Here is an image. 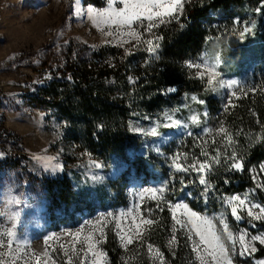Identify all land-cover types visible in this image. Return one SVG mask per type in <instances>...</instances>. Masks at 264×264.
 <instances>
[{
    "label": "rangeland",
    "instance_id": "obj_1",
    "mask_svg": "<svg viewBox=\"0 0 264 264\" xmlns=\"http://www.w3.org/2000/svg\"><path fill=\"white\" fill-rule=\"evenodd\" d=\"M103 1L104 5L95 6L83 0H0V240L6 245L7 230L12 229L19 238V252L37 254L32 258L33 264H44V260L47 264H110L109 243L122 251V260L128 264H209L207 253L193 251L198 238L187 230L190 225L181 228L172 219L173 212L184 221L190 219L183 208H170V205L187 204L191 212L212 220L218 233H223L220 217L224 218L228 231L237 241L236 252H232V243L227 240L226 233L222 235L231 264H264V257L253 256L259 245L264 246L259 241L253 245L255 252L239 254V236L246 234V240L254 235L264 237V232L258 230L264 220L248 217L245 205L238 211L241 219L237 221L231 215V206L225 203L233 195L224 199L233 222L229 221L225 210L208 214L191 208L186 198L171 201L165 181L141 179L130 168V173L126 172L128 167L121 158L113 156L101 160L77 144L65 141L62 121L28 102L29 96L35 92L34 85L45 84L54 72L65 68L75 56L107 45L129 54L151 47L150 53H153L157 29L173 19L165 17L164 23L150 33L143 25L137 27L133 24L131 29L122 26L118 36L115 25L99 21L94 24V17L87 13L89 7L94 13L109 10L108 0ZM126 2L132 3L133 0ZM185 2L187 0H183V6ZM121 7L123 4L118 0L113 5V9ZM182 8L174 12V17L180 15ZM237 21L230 35L209 42L199 56L185 62L187 67L189 62L202 63V57H219L216 80L238 81V87L220 89L217 86L213 92L207 85V74L203 80L197 76V72L203 69L187 68L205 85L203 93L223 100L224 108L233 105L243 90L260 85L257 75L260 69L258 60L262 55L259 50L264 40L262 12L258 9L248 11L240 24ZM245 24H254L255 27L241 40L239 33ZM110 30L112 36L106 34ZM129 31L141 34L139 43L135 37L127 35ZM147 40H152L153 44L149 46L145 43ZM206 107L203 94L185 92L177 102L162 111L137 116L129 125L138 139V146L128 155H140L144 159L161 156L164 155L162 148L175 141L173 150L164 157L176 179L181 174L182 180L199 183L197 172L176 171L173 161L185 168L194 161L198 162L197 167L199 163L210 166L217 158V150L223 167L230 169L234 161L229 159L232 152L226 139L227 126L217 118L205 126ZM194 114L198 115L199 125L191 124L189 117ZM175 120L189 127H164L165 123ZM153 127L157 128L159 135L147 134ZM205 127L211 130L209 134L201 131ZM221 128L226 132L217 134ZM96 164L100 167L97 168ZM208 171L202 173L205 179ZM125 174L130 175V179L120 190ZM250 174L253 186L234 195L247 196L249 202L264 206V188L258 186L264 184V161L253 166ZM63 180H68L77 193L75 202L67 207L59 206L48 197L51 193L48 182L54 184ZM161 188L163 193L158 192L153 198L149 190ZM171 193L169 189L168 195ZM186 197L195 199L189 192ZM254 211L258 213L259 209ZM142 219L153 223L145 225ZM174 232L175 242L170 244ZM89 235L93 237L91 251H87L82 243ZM190 235L192 240L188 238ZM128 237L133 241L131 244L127 243ZM0 252L7 253V246L0 248ZM45 252L47 257L43 256ZM0 259L5 264H12L7 255ZM16 264H24V260Z\"/></svg>",
    "mask_w": 264,
    "mask_h": 264
},
{
    "label": "trees",
    "instance_id": "obj_2",
    "mask_svg": "<svg viewBox=\"0 0 264 264\" xmlns=\"http://www.w3.org/2000/svg\"><path fill=\"white\" fill-rule=\"evenodd\" d=\"M83 1L104 5L103 0ZM257 9L264 18V0H187L180 15L157 29L155 54L146 49L129 54L107 45L75 56L45 84L34 85L35 92L28 102L62 121L65 141L101 160L119 157L128 167L126 172L130 173V168L141 179L165 181L171 201L186 198L191 208L208 214L225 210L233 222L224 204L225 197L252 187L251 169L264 161V40L256 77L260 85L243 90L233 105L226 108L223 100L203 93L205 85L191 74L185 62L199 56L209 42L230 35L236 19L240 24L248 11ZM171 89L175 91L170 92ZM185 92L203 94L208 108L204 125L212 124L215 118L223 121L228 129L226 135L231 137V142L227 140L231 156L235 153L243 164L242 170L236 171L225 169L222 159L219 164L212 161L206 174L210 186L207 193L205 185L182 180L181 174L178 179L172 175L164 156L173 150L175 141L162 148L161 156L144 159L128 155L138 146V139L130 130L131 121L162 111ZM129 179L130 175L125 174L120 190ZM47 187L51 190L48 197L59 206L67 207L77 198L68 180L54 184L50 181ZM187 192L195 199H188ZM258 230L264 232V223ZM107 250L110 264H128L122 260V251L111 243ZM253 256L264 257V246L259 245Z\"/></svg>",
    "mask_w": 264,
    "mask_h": 264
},
{
    "label": "snow or ice",
    "instance_id": "obj_3",
    "mask_svg": "<svg viewBox=\"0 0 264 264\" xmlns=\"http://www.w3.org/2000/svg\"><path fill=\"white\" fill-rule=\"evenodd\" d=\"M120 4H123V7L119 9H113V5L117 3V0H108V8L109 10L105 11H97L93 12V9L89 7L87 9V13L89 17L93 18V23L96 24L99 22L104 23H111L112 25L116 26L117 29V35H121L119 32V29L123 27H127L131 29L133 27V24H136L137 27L143 25L145 28V31L150 33L154 27H157L159 24L164 23L165 17H174V12L178 9H181L183 7V0H133L132 3L126 2V0H118ZM145 21L147 23L145 24ZM238 23V21H237ZM255 25L251 24H245L243 31L239 33V39L243 40L245 37V34L250 33L252 28H254ZM109 36L113 35V32L110 30L106 33ZM129 37H135L137 42H140V36L141 34L139 32L135 31H129L127 33ZM149 46L153 44L152 40L145 41ZM122 46V45H121ZM149 52H152V48L149 47ZM202 63H196L193 64L191 62L188 63L187 67L189 68H196V69H203L202 71L197 72V76L200 79H205V74H207V85L211 89V91L215 92L217 89V86L220 89H233L234 87L239 86L238 81H224L223 79L216 80V77L219 75V73L216 71V68L218 66L219 57L216 58H201ZM215 81V83H214ZM174 91V89H173ZM193 100H196V97H192ZM191 124L193 125H199L200 121L198 118V115H191L189 117ZM169 120L171 121V117H169ZM177 126V127H184L188 128V124H182L180 120L172 121L171 123H165L164 127H171V126ZM136 131H141L140 129H136ZM205 134H209L211 132L208 128H203L201 130ZM226 130L221 128L217 134L225 133ZM151 136H157L159 135L157 128L153 127L150 132L147 133ZM188 135H193L192 132H188ZM226 139L231 142V137L227 136ZM203 155H207V153H202ZM219 150H217V158L216 163L219 164ZM233 163L230 164V168L234 169L236 171H241L243 168L242 161L237 160L235 153L229 158ZM197 161H194L191 165H189L187 168L182 167L181 165L177 164L175 161H173L174 167L176 171H195L200 176L199 183L201 185H205L204 192L207 193L209 191L208 181L205 179L204 175L202 174L206 169L211 170L210 166L206 163H199V167H197ZM97 168L100 167L99 164L95 165ZM259 187L264 188V184L258 185ZM152 193L153 198L156 197L157 193H163L164 189H151L149 190ZM141 197H143V193H141ZM225 203L227 205L231 206V215L235 217L237 221L241 219V216L238 214V211L240 209H243L245 205H247V215L253 220H264V206H260L258 204H254L248 201L247 196L241 197L239 195H233L230 198H228ZM170 208H183L188 215L191 217L190 219H187L186 221L177 218L175 215V212H173L172 219L175 223V225L181 226V228L186 227L187 225H190L188 227V231L190 233H193L198 240L193 245V251L198 253H207L209 264H231V260L227 258L228 248L225 246L222 235L226 233L227 240L232 243V252H236V239L234 238L233 234L228 231V224L225 222L223 217H220V224L222 225L223 233H218L215 230V225L213 224L212 220L204 217L198 216L195 212H191L188 210L187 204H176V205H170ZM255 209H259V212H255ZM109 216L112 214L109 213ZM145 225H150L153 223L152 220H143L141 221ZM254 226V225H253ZM139 228V225H137V230ZM14 229V225H13ZM79 235V234H77ZM7 244L5 245L4 240H0V248L7 246L8 252L2 253L0 252V257L7 255L10 260L12 261V264H16L19 260H24V264H33V257H36L37 254L35 253H27V252H19L20 248V242L19 238L16 236L15 232L12 229L7 230ZM52 237H49L51 239ZM190 240L193 239V236L190 235L188 237ZM93 237L91 235L86 236L82 243L86 246L87 251H91L93 245L91 243ZM124 239V237H122ZM256 241H259L261 244H264V237L261 236H251L250 240H246V234L242 233L239 236V246H240V255L243 256L245 252L251 253L255 252L256 249L253 246ZM133 241L131 237L127 238V243L131 244ZM175 242V232L173 233V238L169 242L174 243ZM151 248V246H149ZM75 250V249H74ZM82 252H85V255H87V251H85L84 248L81 249ZM47 252L43 254L44 257H47ZM93 256L96 254L93 252ZM27 257V259H25ZM0 264H5V261L3 259H0ZM44 264H47V260H44Z\"/></svg>",
    "mask_w": 264,
    "mask_h": 264
}]
</instances>
